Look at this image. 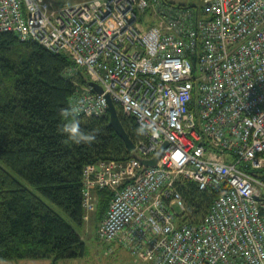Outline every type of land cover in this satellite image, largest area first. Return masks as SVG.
I'll list each match as a JSON object with an SVG mask.
<instances>
[{
	"label": "built area",
	"instance_id": "obj_1",
	"mask_svg": "<svg viewBox=\"0 0 264 264\" xmlns=\"http://www.w3.org/2000/svg\"><path fill=\"white\" fill-rule=\"evenodd\" d=\"M200 8L0 0V29L63 51L87 72L70 98L77 114L107 113L108 95L144 134L134 152L150 158L166 142L154 166L131 156L84 168L86 211L90 186L114 190L99 237L151 264H264V0ZM179 179L216 193L195 223L183 221Z\"/></svg>",
	"mask_w": 264,
	"mask_h": 264
},
{
	"label": "trees",
	"instance_id": "obj_2",
	"mask_svg": "<svg viewBox=\"0 0 264 264\" xmlns=\"http://www.w3.org/2000/svg\"><path fill=\"white\" fill-rule=\"evenodd\" d=\"M66 2L59 0L58 6L77 1ZM147 14L139 16L149 23L153 18ZM88 77L67 53L0 29V260L59 264L89 253L82 237L85 215L94 223L102 219L114 190L90 186L94 208L86 211L84 168L101 160L125 162L131 152L109 125L108 112L75 114L81 131L95 135L92 143L76 144L60 131V110L70 108L71 96L86 87ZM116 108L133 143L142 140L136 119ZM176 185L186 205L183 221H199L216 193L191 180ZM96 235L103 243L121 245Z\"/></svg>",
	"mask_w": 264,
	"mask_h": 264
},
{
	"label": "rangeland",
	"instance_id": "obj_3",
	"mask_svg": "<svg viewBox=\"0 0 264 264\" xmlns=\"http://www.w3.org/2000/svg\"><path fill=\"white\" fill-rule=\"evenodd\" d=\"M58 6L59 0H50ZM80 2L84 0H67L68 2ZM174 3H183L186 5L200 7L202 0H171ZM70 4V3H69ZM199 13L203 15L202 9H199ZM106 212V211H105ZM105 214V213H104ZM85 222V226L82 230V237L85 240L89 253L83 258L64 261L59 264H148L142 261L137 256L133 255L124 246H119L117 243L112 242L110 244L101 242L96 235L97 223L101 220H97L96 223L91 221L90 216ZM0 264H49V260H0Z\"/></svg>",
	"mask_w": 264,
	"mask_h": 264
},
{
	"label": "water",
	"instance_id": "obj_4",
	"mask_svg": "<svg viewBox=\"0 0 264 264\" xmlns=\"http://www.w3.org/2000/svg\"><path fill=\"white\" fill-rule=\"evenodd\" d=\"M89 84L97 91L101 92L102 88L94 83V82H89ZM107 98V103H108V114H109V125L114 128L116 133L123 139L126 148L131 152V156L139 160L142 164V168H146L148 166H154L157 164L159 158L161 157L162 151L166 145V142H163L160 147L157 149L155 154L150 157V158H145L138 153L134 152L135 144L131 140V138L128 136L127 132L124 130L120 119L119 115L117 112V108L110 99L108 95H106Z\"/></svg>",
	"mask_w": 264,
	"mask_h": 264
},
{
	"label": "clouds",
	"instance_id": "obj_5",
	"mask_svg": "<svg viewBox=\"0 0 264 264\" xmlns=\"http://www.w3.org/2000/svg\"><path fill=\"white\" fill-rule=\"evenodd\" d=\"M79 111L76 107L64 108L60 110V116L64 123L60 127V131L63 134L73 140L76 144L80 143H92L96 137L93 134H88L81 131L78 119L75 118V114Z\"/></svg>",
	"mask_w": 264,
	"mask_h": 264
}]
</instances>
